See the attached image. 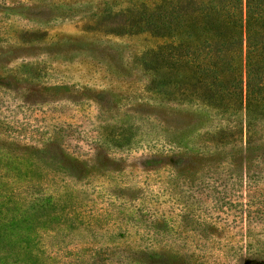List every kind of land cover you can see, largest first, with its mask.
I'll use <instances>...</instances> for the list:
<instances>
[{
    "label": "rangeland",
    "instance_id": "1",
    "mask_svg": "<svg viewBox=\"0 0 264 264\" xmlns=\"http://www.w3.org/2000/svg\"><path fill=\"white\" fill-rule=\"evenodd\" d=\"M104 1L0 0V264H245V216L201 220L230 163L201 130L229 112L202 68L147 88L137 56L163 39L105 34Z\"/></svg>",
    "mask_w": 264,
    "mask_h": 264
},
{
    "label": "trees",
    "instance_id": "2",
    "mask_svg": "<svg viewBox=\"0 0 264 264\" xmlns=\"http://www.w3.org/2000/svg\"><path fill=\"white\" fill-rule=\"evenodd\" d=\"M110 2L93 15L107 24L105 34L163 39L137 56L151 75L147 88L184 95L199 69L206 71L208 102L229 115L227 123L203 127L199 146L205 153L226 152L230 163L226 172L207 175L213 210H204L201 220L210 224L207 216L216 209L245 216V264H264V0ZM191 33L198 38L170 41Z\"/></svg>",
    "mask_w": 264,
    "mask_h": 264
}]
</instances>
